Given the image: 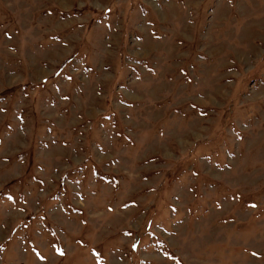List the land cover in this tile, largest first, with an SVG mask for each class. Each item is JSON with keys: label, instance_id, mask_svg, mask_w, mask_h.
<instances>
[{"label": "rangeland", "instance_id": "374dc122", "mask_svg": "<svg viewBox=\"0 0 264 264\" xmlns=\"http://www.w3.org/2000/svg\"><path fill=\"white\" fill-rule=\"evenodd\" d=\"M0 264H264V0H0Z\"/></svg>", "mask_w": 264, "mask_h": 264}]
</instances>
